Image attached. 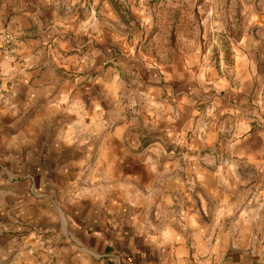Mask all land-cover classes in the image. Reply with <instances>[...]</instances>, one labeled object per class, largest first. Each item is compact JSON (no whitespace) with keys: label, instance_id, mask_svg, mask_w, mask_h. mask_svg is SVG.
<instances>
[{"label":"crops","instance_id":"obj_1","mask_svg":"<svg viewBox=\"0 0 264 264\" xmlns=\"http://www.w3.org/2000/svg\"><path fill=\"white\" fill-rule=\"evenodd\" d=\"M135 5L0 0V264H264V193L177 180L229 123L263 159L264 44L231 83L201 49L150 50Z\"/></svg>","mask_w":264,"mask_h":264},{"label":"rangeland","instance_id":"obj_2","mask_svg":"<svg viewBox=\"0 0 264 264\" xmlns=\"http://www.w3.org/2000/svg\"><path fill=\"white\" fill-rule=\"evenodd\" d=\"M135 1L137 7L141 1L146 12H132L129 18L134 21L133 25H150L146 43L150 50L157 54L167 47L201 49L206 54L207 61L217 70L221 68L231 83L235 81L237 73L236 52L258 49L264 44V0ZM243 38L249 40L242 42ZM231 125L229 123L227 141H224L226 148L222 152L215 150L196 156L194 160L184 158L183 161L188 163L181 162L184 168L181 167L178 181H244L241 188L247 194L264 193V157L257 163L252 160V155L237 154L236 150L241 146L232 143ZM198 163L205 172L199 169ZM191 189L195 187L192 186ZM258 197L256 201H260ZM255 204L254 209L258 212L260 209L264 210V201L252 203ZM209 205L214 215L217 209L215 200ZM247 205L248 203L245 207ZM263 225L264 218H261L260 230H263ZM256 236L260 242H264V233Z\"/></svg>","mask_w":264,"mask_h":264},{"label":"built area","instance_id":"obj_3","mask_svg":"<svg viewBox=\"0 0 264 264\" xmlns=\"http://www.w3.org/2000/svg\"><path fill=\"white\" fill-rule=\"evenodd\" d=\"M135 116H136V111H135V109H130L129 110V113H128V121L129 122H131L134 118H135Z\"/></svg>","mask_w":264,"mask_h":264}]
</instances>
